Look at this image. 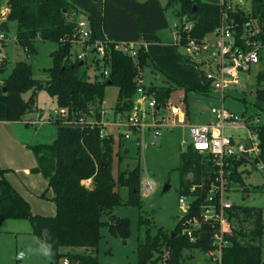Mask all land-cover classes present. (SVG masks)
<instances>
[{
	"label": "trees",
	"instance_id": "obj_1",
	"mask_svg": "<svg viewBox=\"0 0 264 264\" xmlns=\"http://www.w3.org/2000/svg\"><path fill=\"white\" fill-rule=\"evenodd\" d=\"M103 15L96 23L89 19L98 36L106 39L107 60L110 75L107 79L95 76L91 79L86 63L72 62L69 58L73 49L72 39L81 10L72 0H4L6 13L3 17L8 23L17 25L16 42L26 53L27 58L17 62L10 75L0 81V101L6 106V120L17 122L37 111V94L45 89L55 98L58 108H67L70 114L79 113L88 116L91 108L98 110L105 102V91L111 81L119 89L117 114L126 115L133 109L137 93L135 78L145 67L150 66V57L146 44L159 43V32L168 27L165 7L160 0H102ZM179 4L176 14L194 23L192 35L204 38L219 25L222 8L219 0H168V7ZM235 20L236 33L239 36L248 30L258 29L260 39L264 40V0H252L250 11L243 8L231 13ZM185 34V33H184ZM38 40L55 42L58 48L51 53L53 65L47 70L49 79L34 77L31 59L36 55ZM119 41L142 42L136 58L115 50L113 44ZM4 61L0 63V74L5 72ZM154 66V74L160 73ZM168 85H146L147 91L154 96L157 107L165 109L172 93L182 89L185 99L191 92L207 94L210 85L204 83L185 84L163 73ZM32 92L28 100L25 93ZM257 101L264 102V72L257 76ZM188 112V104H187ZM101 114L96 118L101 120ZM58 128L57 138L50 144L29 146L37 165L32 173H39L48 182L52 190L51 201L55 204L56 215L46 217L34 214L29 202L13 187L7 179V170L0 167V223L6 220H29L33 233L43 242L47 238L42 230L50 231L48 241L53 248L51 264L59 263L65 257L72 263L99 264L94 252L98 248L101 231L108 227L111 234L120 235L126 240L130 234V221L111 215L120 205L135 206L141 209L142 170L137 166L133 170H119L114 176V158L121 163L123 159V139L116 149V137H101L100 127L68 126L61 121L53 123ZM261 154L264 164V125L260 130ZM181 195L189 192V187L200 183L205 175L204 158L189 146L182 152ZM190 175H193L190 178ZM234 183L229 187H240L248 193L251 184H246L242 175L235 174ZM91 180L90 185L86 184ZM93 186V188H91ZM127 188L128 201L122 200L120 189ZM258 185L252 187L257 190ZM46 197L45 194L42 195ZM200 201L190 212L189 217L198 215ZM104 215H108L105 220ZM232 225L227 235L230 245L224 249L222 264H264V213L258 208H249L233 204L226 211ZM150 221L140 216L139 226L148 227L143 240L137 248V264H189L196 249L206 252L210 248L209 237L213 232L205 226V239L191 243L181 234L180 223L175 230L158 229L152 235ZM62 248H84L91 250L82 255L62 253Z\"/></svg>",
	"mask_w": 264,
	"mask_h": 264
},
{
	"label": "built area",
	"instance_id": "obj_2",
	"mask_svg": "<svg viewBox=\"0 0 264 264\" xmlns=\"http://www.w3.org/2000/svg\"><path fill=\"white\" fill-rule=\"evenodd\" d=\"M219 5L222 8V17L213 32L204 38H197L192 35L194 23L186 19L182 25H176L173 43L183 51V57L199 69L204 77V83H208L211 90H216L222 95V106L211 109L213 115L211 122L186 124L183 123L186 119L185 111L180 113L176 106L158 108L156 99L146 89L143 71L135 78L137 93L130 113L123 115L114 111L112 113L118 116L110 120L108 118L110 113L103 108V104L98 110L91 108L88 116L70 114L67 108H57L46 120L49 124L61 121L68 126L87 125L90 128L98 126L101 128V137L114 135L119 139L134 138L137 141H140L141 132L145 129L154 130L156 137L163 127L188 128L191 136L189 146L204 158L206 174L202 176L200 183L189 187L188 194L180 195L179 223L181 234L191 243L205 239V226L213 232L209 237L210 248L204 252L206 255L204 264H222L224 249L230 245L226 237L231 233L232 225L226 211L234 204L229 198L233 188L229 186L234 183L235 174L244 177L252 176L256 172L264 177L259 136V130L264 124L261 123L260 117L240 116L224 105L226 89L239 85L241 74L260 63L264 52V40L260 39L258 29L248 30L238 37L231 13L237 8H243V0H219ZM5 13L4 7L0 11L2 20ZM5 39L6 34L0 32V42ZM70 42L73 46L69 55L72 62L81 61L87 64L88 58H91V63L97 68L103 67L102 74L98 76L101 79L109 77L110 68L106 65V39L97 35L89 19L78 21ZM142 45V42L127 41L113 44L115 50L133 58H136L138 48ZM78 46L81 47L80 50ZM3 57V53H0V61ZM98 113L102 116L100 121L96 118ZM179 115L184 120H177ZM147 116L149 120L145 119ZM38 118L40 120L41 116ZM90 183L91 180L86 184L89 186ZM142 188L146 194H150L154 189L148 180L142 181ZM198 200H201L200 212L189 217ZM65 264H69L68 261Z\"/></svg>",
	"mask_w": 264,
	"mask_h": 264
},
{
	"label": "rangeland",
	"instance_id": "obj_3",
	"mask_svg": "<svg viewBox=\"0 0 264 264\" xmlns=\"http://www.w3.org/2000/svg\"><path fill=\"white\" fill-rule=\"evenodd\" d=\"M144 2L145 0H140ZM168 19V27L161 30L159 33L162 40H172L176 25H182L186 22L185 17L176 14L179 9V4H174L168 7V0H160ZM252 0H243V9L248 12L251 9ZM4 0H0V11L4 8ZM1 16V14H0ZM80 18V15H79ZM84 17L81 14V18ZM2 21L0 17V22ZM9 32L6 34V39L0 42V53L6 55L8 62L6 70L0 74V80L7 78L16 62L25 60L26 53L16 42L17 25L14 22L8 23ZM58 48L55 42L38 40L36 42V55L31 59L33 65L34 77L39 80H48L49 75L47 70L52 67L53 59L51 53ZM81 47L78 46V50ZM183 57V51L179 50ZM2 60V59H1ZM5 58H3V61ZM186 60V59H185ZM88 74L93 79L96 75L100 76L103 67L97 68L91 63V58H88L86 64ZM264 72V52L261 55V61L256 66L251 68L248 72L241 74V82L237 86H231L226 89L224 105L227 109L242 116L260 117V121L264 124V102L257 101L255 93L257 90V76ZM144 81L146 85L154 83L158 86L168 85L163 74L158 73L159 77L154 76V66L150 62L143 70ZM191 77L198 80L199 75L194 71L191 72ZM32 92L25 93L24 99H28ZM119 89L116 86H108L105 91V102L103 108L108 111L111 116L115 111L118 102ZM222 95L216 90H211L207 94H200L191 92L185 99V93L182 89H176L169 100V104L176 106L179 112L185 111V106L188 104L189 116L184 120L180 115L177 120H184L186 124H204L213 120L211 109L213 107L222 106ZM186 102V104H185ZM167 105L170 108V105ZM37 110L42 113L43 118L46 119L50 113L57 109L55 98L51 97L48 92L43 89L37 94ZM37 111V112H38ZM33 112L28 114V118H35ZM172 115V113L170 112ZM149 120V117H145ZM51 125V131L56 133L57 126ZM154 130L149 131L145 129L141 132L140 141L136 139H128L123 141V159L121 163L114 158L113 170L114 176L117 177L119 170L130 169L133 170L137 166H141L142 179L148 180L153 185L154 189L150 194H146L143 188L141 189V209L135 206L120 205L112 210L111 215L116 218L128 219L130 221V234L126 240L120 235H113L110 233L108 227H104L101 231L102 238L99 241L98 248L94 254L98 258L99 264H137V248L140 240H143L145 231L148 227H140L139 220L142 215L145 219L150 221L151 234L157 233L158 229H165L167 231L175 230L179 223V216H181V208L179 205V198L181 195V172L182 152L187 151L191 142V136L188 128L175 127L173 129L163 127L159 130L158 136H154ZM120 139L116 138L115 147L118 149ZM30 149V148H29ZM31 150V149H30ZM127 150V153H125ZM32 152V150H31ZM33 153V152H32ZM34 155V154H33ZM35 157V156H34ZM36 161V158H35ZM36 167V166H35ZM39 174V173H34ZM42 181L46 179L42 174H39ZM244 180L246 184H251L248 193L242 192L240 187L234 188L230 194V200L238 206L258 208L264 213V177L259 173L245 175ZM258 185L257 190L252 187ZM169 186L168 191H164L165 187ZM51 191L44 190L45 198L40 196V201L43 202V207L35 205V210H39L44 215L53 211V215H44L46 217H53L56 215L55 204L47 194ZM123 202H127L129 192L127 188L120 189ZM31 206V205H30ZM39 208V209H38ZM32 210V208H31ZM33 212V210H32ZM34 213V212H33ZM36 214V213H34ZM105 220H108V215H104ZM38 238L33 233V228L29 220L15 219L6 220L0 223V264H51V258H45L40 255L37 244ZM62 253L75 255H82L90 253L91 250L84 248H62ZM263 260H264V244H263ZM80 264L79 261L72 263L70 258L63 257L58 264ZM206 255L204 252L196 249L192 260L189 264H204ZM57 264V263H55Z\"/></svg>",
	"mask_w": 264,
	"mask_h": 264
},
{
	"label": "crops",
	"instance_id": "obj_4",
	"mask_svg": "<svg viewBox=\"0 0 264 264\" xmlns=\"http://www.w3.org/2000/svg\"><path fill=\"white\" fill-rule=\"evenodd\" d=\"M72 1L75 2L81 10L79 14L80 18L82 14L84 18H91L96 23L101 21L103 15L102 0ZM79 15L77 17L78 20L80 19ZM1 22H3V20ZM158 36L161 42L145 45V49L149 54L150 62L153 66L161 71V73L163 72L185 84L202 83V73L199 69L185 60V58L181 56L179 49L173 45L174 35L172 40L164 41L160 33ZM3 55V58H5L4 64L7 65L8 59L5 54ZM192 71L199 75L198 80L191 77ZM154 76L155 78L159 77V75L155 74ZM169 105L173 106L172 104ZM185 112V118H187L189 116L187 104L185 106ZM39 115L41 116L40 120L38 118ZM6 116V106L0 101V167L7 170V179L29 202L33 212L36 214L41 213L34 208L37 204L39 207L44 206L43 202L39 200L40 196L46 189L47 192L51 191V193L47 194V197L52 198L53 192L49 190L47 180L46 182L42 181L39 174L32 173V169L35 168L37 162L29 146L53 143L57 138L58 129L56 133L52 132L51 125L46 122L48 118L44 119L42 113L39 111L35 114V118H28V115H26L23 120L17 122L7 121ZM117 116L113 113L111 116H108V118L113 120ZM44 215H53V211L50 210L49 213Z\"/></svg>",
	"mask_w": 264,
	"mask_h": 264
},
{
	"label": "clouds",
	"instance_id": "obj_5",
	"mask_svg": "<svg viewBox=\"0 0 264 264\" xmlns=\"http://www.w3.org/2000/svg\"><path fill=\"white\" fill-rule=\"evenodd\" d=\"M42 235L47 239L43 242L40 240L37 241V244L39 245L38 251L40 255L44 256L45 258H51L54 253L51 243L48 242L51 239L50 231L45 228L42 230Z\"/></svg>",
	"mask_w": 264,
	"mask_h": 264
},
{
	"label": "water",
	"instance_id": "obj_6",
	"mask_svg": "<svg viewBox=\"0 0 264 264\" xmlns=\"http://www.w3.org/2000/svg\"><path fill=\"white\" fill-rule=\"evenodd\" d=\"M0 32H3L5 34H7L9 32V25H8L7 21H3V22L0 23ZM83 64L84 63L81 62L80 65H83ZM108 85L109 86L112 85L111 81L108 83ZM125 153H127V150H125ZM192 177H193V175H190V178H192ZM91 188H93V186ZM168 189H169V186H166L164 191L166 192V191H168Z\"/></svg>",
	"mask_w": 264,
	"mask_h": 264
}]
</instances>
